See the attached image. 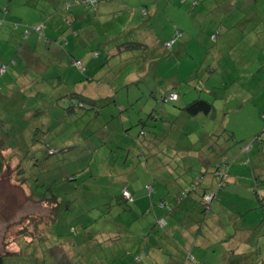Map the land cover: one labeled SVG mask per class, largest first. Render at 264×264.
Listing matches in <instances>:
<instances>
[{"label":"rangeland","instance_id":"374dc122","mask_svg":"<svg viewBox=\"0 0 264 264\" xmlns=\"http://www.w3.org/2000/svg\"><path fill=\"white\" fill-rule=\"evenodd\" d=\"M27 1L0 0L4 264H58L59 254L70 264H264V206L253 198L254 182L264 180V48L248 43L256 37L223 29L216 46L194 40L167 50L169 32H185L177 24L201 26L194 11L179 12L180 0H98L94 12L66 10L65 0ZM77 11L85 17L73 18ZM42 24L44 36L32 33L31 48L16 51L22 32ZM171 93L178 99L164 101ZM199 99L212 105L209 116L181 110ZM165 141L175 145L161 148ZM205 144L228 174L204 212L197 199L174 204L170 173L199 169L184 152L202 156ZM173 151L186 158H170ZM148 156L169 173L161 177ZM196 175L181 182L185 197ZM124 187L129 204L119 198ZM28 189L58 197L57 224Z\"/></svg>","mask_w":264,"mask_h":264},{"label":"trees","instance_id":"16d2710c","mask_svg":"<svg viewBox=\"0 0 264 264\" xmlns=\"http://www.w3.org/2000/svg\"><path fill=\"white\" fill-rule=\"evenodd\" d=\"M23 1V2H22ZM22 4L27 5L28 1L27 0H21ZM66 3L65 4V8L66 10H70V8L73 7H84L87 8L90 11H95L96 10V6L98 4V0H65ZM177 2H179L177 0ZM180 5H182L185 9H186V13L187 11L191 12V11H195L199 1L198 0H190V1H183L180 0ZM177 4V3H176ZM144 13L143 15L146 16V10H143ZM72 17H78L76 15V13L72 14ZM67 28H72L73 25L71 26V22H67ZM44 24H42L41 26H36L34 28H30V29H26V31L22 32V42L20 43V45H17L16 47V51H18L19 49L22 51H25V48H31L29 47V41H26L28 39V37L32 34V33H36V35H38L39 38H42L44 36ZM73 36H77V32L73 31L72 32ZM182 37V31L180 29H178L177 27L174 28V32H172V35L169 36V39L163 43L162 47L166 48L167 50H170L176 43L178 44V42H180ZM26 41V45H24V42ZM47 43H50V41L48 39H46ZM169 45V46H167ZM59 46V44H58ZM110 53V52H109ZM108 53V56L110 55ZM95 56H98V53H95ZM16 62L14 60L9 62V65L12 66L14 65ZM73 65L78 68V69H82L81 66V62L79 60L74 61ZM7 69L8 66L6 65H0V77L3 76L4 74H7ZM1 83V82H0ZM2 89V88H0ZM73 94V93H72ZM77 94V93H76ZM0 95L1 94V90H0ZM79 97H81V95L79 94ZM86 99V98H85ZM178 99V96L176 93H171L170 96L168 98L164 97L163 100L167 101H176ZM90 103V99H87ZM83 102L80 101V105L82 106ZM41 108H37L34 111V115H37L40 112ZM182 111H184L185 114H187V116L189 117H197L199 115H204V116H209L212 112H213V107L210 103L203 101V100H194L190 103H188L185 107H183L181 109ZM42 112V111H41ZM21 123V122H19ZM22 124V123H21ZM21 124H19V126H21ZM10 131V129L8 130ZM14 131V130H13ZM214 133H211V135L213 136ZM7 137H11L10 134H6ZM230 138H232L231 135H229ZM162 140L160 141H156L155 143H153L155 146L158 145V142L160 143ZM174 142V141H173ZM173 142H167L165 141V143H167V145L165 146H160L165 147V148H169L170 145L173 144ZM176 143V142H175ZM175 144H173L174 146ZM203 147H206L205 149H207V152L200 156H196V154H194L192 152V150H188L184 152V155L186 154V156H188L189 159L193 158L196 159L198 161L199 169H195V167H193L192 165L188 164L187 166L185 165L183 167V169L180 172L175 171L174 173H170L171 174V178H172V184L176 187L174 192H172V194L174 193V204L176 203V205L180 204L184 199H189L191 201L197 199L199 201V205H202L203 211H208L210 208V205L214 202L217 194L220 190L223 189L224 184L227 182L225 181L226 176H227V172H228V165L227 163H223V162H218V155L216 154L215 150L212 149H208L210 148L209 144H205ZM168 154H170V158L174 157V159H176V161H183L182 159H185V156H180L181 152H167ZM183 153V152H182ZM181 153V154H182ZM150 156H152L151 154H149ZM149 157V156H148ZM154 157V155H153ZM153 157H149L147 158L148 161L152 160V164L153 166H155V169L157 170V172L161 171V177H165V173H169L168 172V168L166 166V163L161 162L160 160H156V158ZM157 161V162H156ZM181 166L178 165V169ZM181 169V168H180ZM189 172H196L197 175H199L197 177L196 175V179H191L189 180V182H187V184L190 185V189H192L190 191V193L188 194L187 197H185L187 194L186 192H184L181 188H180V184L181 182H183V180H185L187 178L186 173ZM230 179V178H227ZM260 183H262L260 185ZM263 185V186H262ZM253 198L254 200H256V202L258 203V205H260L259 207L262 209L264 206V180L262 181H255L253 184ZM258 186H262L260 189H258ZM148 187H150V185H148ZM47 189V188H46ZM180 189V190H179ZM30 194L29 196H27L28 199H30L33 202L38 203L39 205H42V207H47V212H48V216L46 218V220L50 219L51 221H55V223L57 224V218H58V212L59 209L61 207V204L59 203V199L57 196L51 194V196H49V198H46L45 196H43V194L39 195V196H35V193L33 191H31L30 189H28ZM187 190V189H186ZM262 193L260 196L258 194L259 191ZM124 192H127L129 194V198H125L124 197ZM179 193V194H178ZM185 197V198H182ZM120 200L126 204L130 203V199H132V194L130 193V191L128 190L127 187H124L121 191L120 194ZM167 201L163 200L160 203V207L162 209H166L167 208ZM171 209H169L170 211ZM263 211V210H261ZM38 216H34V219H38ZM41 219V218H40ZM36 220V222L38 223L37 225H39V227L42 228V224L40 226V223ZM158 225V226H157ZM162 225V220L157 221L156 224L154 226L160 227ZM156 227V228H157ZM197 230V226L193 225L190 226L189 229V234L194 237L198 236L197 234H194V232H196ZM87 235L90 234L89 238L87 237V239L92 238V234L93 233H86ZM116 234V233H114ZM119 234V233H118ZM116 239V238H115ZM5 255L9 254V253H4ZM4 254H0V264H4ZM196 264H203L202 262H198Z\"/></svg>","mask_w":264,"mask_h":264},{"label":"crops","instance_id":"0c3cea01","mask_svg":"<svg viewBox=\"0 0 264 264\" xmlns=\"http://www.w3.org/2000/svg\"><path fill=\"white\" fill-rule=\"evenodd\" d=\"M177 0H175L176 2ZM184 1V0H183ZM190 1V0H185ZM264 0H211L208 4L199 0L195 9L193 24H200L196 29H191L187 24L180 25L184 33H182V43H178V49L184 47H190L192 41L206 42L207 44L214 43L217 45L218 37L224 32H238L244 37V39L256 37L254 41H248V43H254L260 48H264ZM23 2V1H22ZM21 2V4H22ZM174 2V1H173ZM172 3V1H171ZM26 5L22 4V7ZM171 7V6H170ZM177 8V7H176ZM173 9H175L173 7ZM199 9V10H198ZM167 10V8H166ZM165 10V12H166ZM185 17L186 9L184 7L179 11ZM78 17L83 19L85 16L80 12H75ZM151 17V16H150ZM169 18V16H168ZM199 20L200 23H197ZM203 23L205 26L203 27ZM208 23V24H207ZM169 35L170 32H169ZM223 36V35H222ZM71 36H69L70 38ZM213 45V44H212ZM110 234L111 232H107ZM114 234V232H112ZM105 235V234H104ZM106 240L112 239V237H105ZM58 264H70L65 256L59 254L57 258ZM55 264H57L55 262Z\"/></svg>","mask_w":264,"mask_h":264},{"label":"built area","instance_id":"2783aa9c","mask_svg":"<svg viewBox=\"0 0 264 264\" xmlns=\"http://www.w3.org/2000/svg\"><path fill=\"white\" fill-rule=\"evenodd\" d=\"M167 46H169V45H167ZM124 197L128 199L129 198V194L127 192H124Z\"/></svg>","mask_w":264,"mask_h":264}]
</instances>
